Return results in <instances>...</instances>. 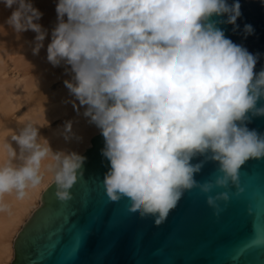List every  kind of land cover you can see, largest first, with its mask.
Segmentation results:
<instances>
[{"label": "clouds", "instance_id": "clouds-1", "mask_svg": "<svg viewBox=\"0 0 264 264\" xmlns=\"http://www.w3.org/2000/svg\"><path fill=\"white\" fill-rule=\"evenodd\" d=\"M0 2L15 5L5 21L15 33H36L37 54L47 34L38 23L42 13L32 0ZM239 8L238 0H57L47 60L70 65L64 84L104 138L107 200L126 201L129 215H152L159 225L194 187L218 215L230 187L232 195L244 191L241 166L264 157V133L246 123L249 113L264 115V104L257 106L264 100V68L254 73L258 54L218 27L235 25ZM221 15L226 19H211ZM37 126L25 122L11 135L20 151L9 145L10 160L0 165V196L14 191L22 199L40 184L41 162L50 156L55 195L69 200L86 158L53 152ZM206 161L216 162L218 174L198 182L194 174ZM214 188L224 191L209 194Z\"/></svg>", "mask_w": 264, "mask_h": 264}, {"label": "water", "instance_id": "water-1", "mask_svg": "<svg viewBox=\"0 0 264 264\" xmlns=\"http://www.w3.org/2000/svg\"><path fill=\"white\" fill-rule=\"evenodd\" d=\"M238 3L235 25L221 22L218 27L234 43L258 54L255 73L264 68V0ZM211 19L223 21L226 16ZM245 25L251 26L250 33L244 31ZM260 104L264 100H258ZM248 115L247 127L264 133V115ZM90 143L81 154L86 158L82 175L69 189L71 199L60 201L55 184L47 188L43 206L33 215L36 221L16 237L13 264H264V157L241 166L244 191L232 195L235 188L230 187V199L219 202L218 215L194 187L185 190L167 218L156 225L152 215H129L126 201L108 202L103 177L109 164L101 153L102 133L98 131ZM216 169V162L206 161L195 179L213 180ZM220 191L224 189L214 188L209 194Z\"/></svg>", "mask_w": 264, "mask_h": 264}, {"label": "bare ground", "instance_id": "bare-ground-1", "mask_svg": "<svg viewBox=\"0 0 264 264\" xmlns=\"http://www.w3.org/2000/svg\"><path fill=\"white\" fill-rule=\"evenodd\" d=\"M50 1H55V3H57V0ZM40 4L41 6H45L42 5V2ZM40 4L38 5L40 6ZM14 7V5L12 7H5L3 3L0 2V165L10 160L9 145L17 154H19V145L16 143V141L11 139V135L14 132L18 134L19 129L23 127V124L25 122L31 121L32 123L38 125L37 127H40L43 124L45 125L48 120L54 117V115L52 114L50 119L47 118V111H45L43 107V109H41V107L39 106L41 101L38 104L35 100H39L41 98L44 99L45 96L51 97V93L48 90L39 88L44 87L43 85L48 83L53 78V76L54 78L58 77L57 75L55 76L52 74L53 72H51V66L53 65L47 60V44L50 43L51 30L57 23L56 11L51 15V17L48 16L50 18V26L47 24L45 28L42 27L43 29L47 30V34L45 35V39L43 41V46L39 49L37 54H33L32 48L35 44V36L32 35L31 38L28 37V33L30 30L21 33V35L23 36V41H25L24 45H20L18 46V48L16 45V47H12L4 44L3 42V40L7 39H4L5 36H8L7 34H12V28L5 21L11 14ZM10 38H12V36ZM24 51L26 52L25 54ZM8 54L13 61H11L14 66L13 69L18 74L14 78H9L7 72H5L4 57ZM15 55H17V57ZM62 64L64 63L61 62L60 65ZM66 69L63 68L64 71L62 70L63 72L61 71L62 73L59 74V77L65 78L63 79L64 81L69 80L72 77L70 67ZM64 81L60 85V87H58V90H56L57 94L52 95H58L61 97L60 99H58V102L60 101L59 104L61 109L57 114H66L64 117L62 116V119L59 118L61 120H59V122L55 126L47 129L44 137L47 140L51 141L53 147L51 150H63L66 152L75 151L82 154L87 148L90 147L91 138L98 134V131L100 130L94 123H91L89 121L88 117L83 115L84 108L86 106H81L79 104V102L75 99L73 94L70 93L69 89L64 84ZM58 96H55V98L53 97V99H56V97ZM48 99L50 98H47L46 100ZM46 100L44 101L45 103ZM25 102L28 103L26 112L24 114L22 113L23 115L20 118H16L14 112L15 109H17L21 104L25 105ZM49 102L52 103V101ZM56 102L57 100L54 101V103ZM41 104L45 106L43 103ZM51 108H53V106ZM69 121L71 122V129L69 131H66L65 124ZM38 135L42 136L43 133L38 131ZM12 162L17 164L19 163V161H17L15 158ZM45 164L46 160H42L40 168L42 180L40 184L35 187L27 188L25 190L26 194L22 199H18L14 191L5 193L3 194V196H0V202L6 205L4 209L0 210V264L10 263V260L14 254V245L16 241L15 238L13 242L14 235L17 234V237L19 232L24 227H26V225L29 224L31 220L33 221L32 218L34 214L19 230L18 224L20 222L23 223L22 216L27 215L26 213L29 209H31V211L32 209L34 210V208L39 204L37 199L40 197L42 191L45 190L48 185L53 182V177L52 179H50L52 172L48 169L47 166L44 167ZM43 203L44 196L42 204ZM31 225L33 224L31 223Z\"/></svg>", "mask_w": 264, "mask_h": 264}, {"label": "rangeland", "instance_id": "rangeland-1", "mask_svg": "<svg viewBox=\"0 0 264 264\" xmlns=\"http://www.w3.org/2000/svg\"><path fill=\"white\" fill-rule=\"evenodd\" d=\"M39 1H41L42 2V5H45V6H41V2H39ZM44 2V3H43ZM47 2V3H46ZM32 3H33V6L34 7H37V9L42 13V15H41V17H40V19H39V24H41V26L43 27V28H45L46 26H47V24L49 25V20H50V18L49 17H51V15L52 14H54V12H55V5H56V3H55V1L54 2H52V1H50V0H32ZM38 4H40V6L38 5ZM52 4H55V5H52ZM15 6V5H14ZM52 6H54V7H52ZM49 7H50V9H49ZM42 9H44V10H42ZM46 9V10H45ZM53 9V10H52ZM53 12V13H52ZM47 16H46V15ZM44 15V16H43ZM49 16V17H48ZM43 17H44V20H43ZM42 19V20H41ZM45 20H46V22H45ZM41 21H42V23H41ZM46 23V24H45ZM50 26V25H49ZM13 31V30H12ZM11 31V35L10 34H7L8 36H5L4 37V39L5 38H7L8 39V41H7V39H5V40H3V42H4V44H6V45H8V46H12V47H16L17 46V48H18V46H20V45H24V41H23V36L21 35V33H19V34H17V33H15L14 31L12 32ZM32 35L33 36H35L36 35V33H34L33 31H29V33H28V37H32ZM12 36V38H10ZM19 40H22V41H19ZM18 41V42H17ZM16 45V46H15ZM26 52L24 51V54H25ZM18 55V54H17ZM17 55H15L16 57H17ZM6 57V58H5ZM4 57V68H5V72H7V75H8V77L9 78H14V77H16L18 74L14 71V66H13V61L11 60V58H10V56H9V54L8 55H6ZM12 61V62H11ZM70 67V65H65V64H62V65H53V66H51V72H53L52 74L53 75H57L58 77H55L54 78V76H53V78L48 82V83H46V84H44L43 86L44 87H40L39 89H41V88H43V89H46V90H48L51 94V97L49 96V97H44V99L43 98H41V99H36L35 101H36V103H40V101H41V103H43L45 106H43L41 103V105L39 104V106L41 107V109H45V111H47V118H49L50 119V117L52 116V114L54 115V117L53 118H51L50 120H48L46 123H45V125L43 124L42 126H40V127H38V130L41 132V133H43V137H44V134H46V132H47V129H49V128H51V127H53V126H55L58 122H59V120H61L62 119V116L64 117L65 116V114L66 113H64V114H57V113H59L60 112V109H61V107H60V104H59V102H58V99H60L61 97L60 96H58V95H55V96H58V97H56V99H53V97L55 98V96L54 95H52V94H57V91L56 90H58V87H60V85L63 83V79H65V78H63V77H59V74H61L64 70H63V68H69ZM63 70V71H62ZM62 71V72H61ZM11 73V74H10ZM56 73V74H55ZM43 80V79H42ZM46 81V80H45ZM44 81V82H45ZM47 82V81H46ZM61 82V83H60ZM59 85V86H58ZM46 86V87H45ZM47 98H50V99H48V100H46ZM53 99V100H52ZM46 100V103L44 102ZM57 100V102L56 103H54V101H56ZM49 101H52V103L51 102H49ZM47 102H49V103H47ZM54 103V104H53ZM53 104V105H52ZM27 105H28V103L27 102H25V105L24 104H21L17 109H15V117L16 118H20L25 112H26V110H27ZM54 105H55V107H54ZM53 106V108H51ZM43 107V108H42ZM59 107V108H58ZM26 108V109H25ZM47 109V110H46ZM52 109H53V111H52ZM55 112V113H54ZM23 113V114H22ZM46 114V113H45ZM56 114V115H55ZM49 115V116H48ZM57 117V118H56ZM59 118H61V119H59ZM48 141V143H50L49 144V146H50V148L52 149L53 147H52V143H51V141H49V140H47ZM53 152H56V151H54V150H52ZM49 158V159H48ZM51 157L49 156V157H46L44 160H46V164L44 165V167H46L51 161V159H50ZM52 177H53V175H51L50 176V179H52ZM52 184V183H51ZM51 184H49L48 185V187L51 185ZM47 187V188H48ZM46 188V189H47ZM46 189L45 190H43L42 191V193H41V195H40V197L37 199L38 200V202H39V204L34 208V210L32 209V211H31V209H29L28 210V212L26 213L27 215H23L22 216V219H23V223H19L18 224V227H19V230L24 226V224L28 221V219L33 215V214H35L36 213V211L41 207V206H43V204H42V202H43V196H44V194H45V191H46ZM42 204V205H41ZM30 211V212H29ZM25 217V218H24ZM21 225V226H20ZM17 235V234H16ZM16 235H14V238H13V242H14V240H15V238H16ZM14 260H15V256H14V254H13V256H12V258H11V260H10V263L9 264H13V262H14Z\"/></svg>", "mask_w": 264, "mask_h": 264}]
</instances>
